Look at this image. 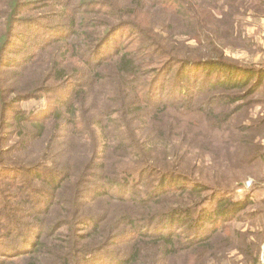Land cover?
<instances>
[{
  "label": "trees",
  "instance_id": "trees-1",
  "mask_svg": "<svg viewBox=\"0 0 264 264\" xmlns=\"http://www.w3.org/2000/svg\"><path fill=\"white\" fill-rule=\"evenodd\" d=\"M203 1L218 0H0V264H259L231 227L250 197L230 193L264 161V120L240 115L264 70L209 37L216 22L232 37L239 0L209 22L184 9ZM184 24L197 46L182 50L163 35ZM17 27L38 42L9 61ZM41 99L40 113L20 106ZM203 166L218 174L198 179Z\"/></svg>",
  "mask_w": 264,
  "mask_h": 264
},
{
  "label": "rangeland",
  "instance_id": "rangeland-1",
  "mask_svg": "<svg viewBox=\"0 0 264 264\" xmlns=\"http://www.w3.org/2000/svg\"><path fill=\"white\" fill-rule=\"evenodd\" d=\"M225 3V0H218L217 2H198L200 7L195 8L193 5H188L184 3V9L187 11L191 8L195 10V13H198L200 16L209 22L210 18L207 14L214 15V10L212 7H217L222 10V5ZM212 6V7H211ZM226 9L229 10L224 18L228 21V24L231 23L233 26L232 37L227 36L225 40H220V37L223 35L224 26H221L220 23L216 22L213 25L207 27L210 30L209 37L214 40L220 41V45L223 47L226 57H228L229 62L240 65V67H247L249 69L264 70V0H239L238 2L232 4L229 3L225 5ZM184 11V10H183ZM162 15L165 16L166 21H169V11H160ZM191 13V11H190ZM217 21H220V16L217 17ZM167 29L163 35L164 39H169V33L172 35L173 44L176 43V46L182 47L184 50L188 45L197 46L196 40H189L187 38H181V35L188 33L189 25L184 24V29L179 28L178 26ZM227 34H230L232 29L226 27ZM130 30L123 28L120 32L123 33L121 40H126V37L129 36L128 32ZM119 32V31H118ZM119 32V33H120ZM176 34V36H173ZM34 38L29 36L26 31H23L22 28L17 27L15 32V37L11 41V46L9 50H12V53L6 55L7 60L17 61V59L22 55L23 49L27 46L25 39ZM186 40L187 42H184ZM23 41V42H22ZM32 41V40H31ZM35 42H38L35 40ZM31 43V42H30ZM32 49L28 50L26 53H29ZM34 51V50H33ZM189 70V69H188ZM199 73V71H196ZM171 79L168 78V81L164 83V89H168L171 85L169 82ZM69 83V80L66 82L62 81L61 85L66 86ZM26 86L24 77L20 72L14 78V86L18 90L24 89ZM65 92L62 89L59 92V97L62 98V94ZM253 104L246 110V112L240 113L241 118L246 120L244 124H250L256 121L264 120V80L259 90H257L253 95ZM8 101V100H7ZM45 103H48L45 99L41 100H31L26 103H21L20 106L26 110H34L35 112L40 113V110L43 108ZM235 123L233 120L228 122L226 127L223 129V132L220 133L219 141L221 142V147H224L227 143L231 141V134L228 132V129L233 130ZM256 131L253 136H256L259 139V142L264 146V127L260 132V135L257 136ZM263 138V139H261ZM178 139V137H176ZM254 164L261 165L262 167L253 166ZM252 166L247 167V173L250 175L245 182L241 184L240 189H235L230 193L233 201H242L245 199V195H248L250 198V206L244 211L241 212V220L232 222L231 227L235 232H239L240 239H244L246 245H254L255 250L253 253H259L258 259L259 264H264V161H256ZM229 172V171H228ZM218 173L211 172L206 167H201L198 174L195 176L200 179L204 178L205 175L212 176ZM220 175L225 176L229 180V174L223 172V169L220 171ZM244 190H243V188ZM245 249V247H242ZM241 248V249H242ZM234 263H241L243 258L247 260L243 252H232L228 256ZM251 261V260H250ZM214 263V262H212ZM214 264H232L229 261L224 262L222 260L216 261Z\"/></svg>",
  "mask_w": 264,
  "mask_h": 264
}]
</instances>
